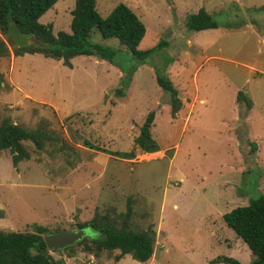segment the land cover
I'll use <instances>...</instances> for the list:
<instances>
[{
	"label": "rangeland",
	"instance_id": "rangeland-1",
	"mask_svg": "<svg viewBox=\"0 0 264 264\" xmlns=\"http://www.w3.org/2000/svg\"><path fill=\"white\" fill-rule=\"evenodd\" d=\"M119 3L145 28L138 50L167 43L144 62L134 60V69L125 48L95 30L89 41L117 50L118 66L92 56L70 59L71 69L39 54L14 57L10 40L0 35L7 49L0 57V122L42 126L60 139L41 150L22 143L29 157L15 169L9 152L0 151V232L32 233L33 224L49 233L75 231L78 223L106 216L115 228L153 230L147 261L117 259V250L94 257L80 246L49 252L53 260L212 264L225 256L250 264L246 246L221 216L264 194V0H95V10L103 18ZM73 5L59 0L38 22L50 24L53 34L68 33ZM200 8L219 27L186 31L185 17ZM24 38L11 39L23 45ZM154 70L177 91L181 106L173 119ZM119 88L122 96L114 94ZM237 91L251 102L243 119ZM149 112L159 150L142 154L133 139ZM83 140L133 150L134 158H113ZM87 229L85 238L97 236Z\"/></svg>",
	"mask_w": 264,
	"mask_h": 264
},
{
	"label": "trees",
	"instance_id": "trees-1",
	"mask_svg": "<svg viewBox=\"0 0 264 264\" xmlns=\"http://www.w3.org/2000/svg\"><path fill=\"white\" fill-rule=\"evenodd\" d=\"M59 0H0V35L10 40V46L14 57L24 54H39L44 58L60 61L62 66L71 68L69 60L78 57H95L106 61L108 64L118 66L116 53L110 47H102L89 41L93 30L97 31L101 39H115L120 47H124L128 60H146L155 51L167 46L164 41H158L156 45L146 50H138V44L144 36L145 28L138 17L125 5L119 3L112 8L105 17H100L95 10V0H74L70 11L69 32L58 31L52 33L50 24H40L38 19ZM183 27L188 32H200L218 28L209 14L202 8L196 13L185 17ZM12 35H21L24 44H18L11 38ZM35 41V42H34ZM7 54V49L0 40V57ZM125 70V69H124ZM126 71V70H125ZM124 71V72H125ZM130 71V70H128ZM131 73V71L129 72ZM0 75V83H1ZM156 85L168 94L169 113L173 119L180 109L181 102L177 91L172 86L170 79L154 70ZM116 96H122V90L114 91ZM235 103L243 104L244 113L251 108V102L242 92L237 91L234 97ZM154 114L149 112L138 129L137 136L133 139L134 149L142 154L157 152L158 145L150 134ZM242 128L244 126H241ZM30 143L35 150H41L45 144L59 143L60 139L50 130L37 126L34 129H26L7 120L0 122V151L7 150L10 154L11 166L15 169L17 164L28 159L22 143ZM84 147L93 149L120 160H132L133 150L128 152L110 151L87 144L83 140ZM252 151L255 144L251 143ZM0 211V218L2 217ZM226 228L246 246L250 256V264H264V197L257 195L248 199L247 205L235 207L221 216ZM32 233L0 232V264H60L53 260L42 240V236L49 234L46 228L33 224ZM89 228L97 236L92 239L82 238L72 246L64 248L67 251L74 246H80L86 253H92L97 257V252L119 251V256L129 255L137 263H144L152 254V238L154 232L151 228L137 231L123 223L120 228H115L106 216L91 218L87 222L78 223L77 229ZM212 264H240L233 258L219 256L214 258Z\"/></svg>",
	"mask_w": 264,
	"mask_h": 264
},
{
	"label": "water",
	"instance_id": "water-1",
	"mask_svg": "<svg viewBox=\"0 0 264 264\" xmlns=\"http://www.w3.org/2000/svg\"><path fill=\"white\" fill-rule=\"evenodd\" d=\"M87 232V228L77 229L75 231L60 230L55 233L43 235L42 240L48 251H61L66 247L72 246L82 238L90 237V234L88 235Z\"/></svg>",
	"mask_w": 264,
	"mask_h": 264
},
{
	"label": "crops",
	"instance_id": "crops-1",
	"mask_svg": "<svg viewBox=\"0 0 264 264\" xmlns=\"http://www.w3.org/2000/svg\"><path fill=\"white\" fill-rule=\"evenodd\" d=\"M197 11H195L194 13H196ZM142 40V39H141ZM69 69H71V68H69ZM158 152V151H157ZM157 152H155V153H157ZM151 154V153H150ZM153 154V153H152ZM258 190H260V188H258ZM264 194H262V196H263ZM247 205V204H246ZM224 214V213H223ZM222 214V215H223ZM221 216V215H220Z\"/></svg>",
	"mask_w": 264,
	"mask_h": 264
},
{
	"label": "built area",
	"instance_id": "built-area-1",
	"mask_svg": "<svg viewBox=\"0 0 264 264\" xmlns=\"http://www.w3.org/2000/svg\"><path fill=\"white\" fill-rule=\"evenodd\" d=\"M71 264V263H70ZM72 264H74V263H72Z\"/></svg>",
	"mask_w": 264,
	"mask_h": 264
}]
</instances>
